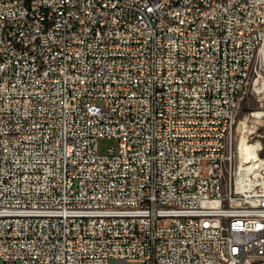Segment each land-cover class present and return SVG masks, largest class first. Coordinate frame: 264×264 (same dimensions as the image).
I'll use <instances>...</instances> for the list:
<instances>
[{"label":"built area","instance_id":"built-area-1","mask_svg":"<svg viewBox=\"0 0 264 264\" xmlns=\"http://www.w3.org/2000/svg\"><path fill=\"white\" fill-rule=\"evenodd\" d=\"M263 48L264 0H0V264H264Z\"/></svg>","mask_w":264,"mask_h":264},{"label":"rangeland","instance_id":"rangeland-1","mask_svg":"<svg viewBox=\"0 0 264 264\" xmlns=\"http://www.w3.org/2000/svg\"><path fill=\"white\" fill-rule=\"evenodd\" d=\"M261 57L264 63V48L261 52ZM258 106V100L257 95L253 94L252 92L248 91L246 96L242 99L240 102V105L238 107V111L236 114V121H235V137L236 140L239 141L241 132H242V126L244 124L245 117L249 114L250 111H253ZM111 141H102L101 147L102 149H105L107 145H110ZM248 143V142H245ZM262 154H258L259 157H264V150L261 152ZM129 264H142L140 262H130Z\"/></svg>","mask_w":264,"mask_h":264},{"label":"bare ground","instance_id":"bare-ground-1","mask_svg":"<svg viewBox=\"0 0 264 264\" xmlns=\"http://www.w3.org/2000/svg\"><path fill=\"white\" fill-rule=\"evenodd\" d=\"M263 49L260 50L259 52V56L260 59L262 60L261 57V52ZM263 62V60H262ZM264 64V63H263ZM243 127V126H242ZM257 147H258V143H245V141H243V139H240V143H239V152L242 158L244 159H253V161H255L253 163V165H260L262 162V157L260 158L258 153H257ZM250 159V161H252ZM255 172V171H254Z\"/></svg>","mask_w":264,"mask_h":264},{"label":"trees","instance_id":"trees-1","mask_svg":"<svg viewBox=\"0 0 264 264\" xmlns=\"http://www.w3.org/2000/svg\"><path fill=\"white\" fill-rule=\"evenodd\" d=\"M262 154V153H261Z\"/></svg>","mask_w":264,"mask_h":264}]
</instances>
